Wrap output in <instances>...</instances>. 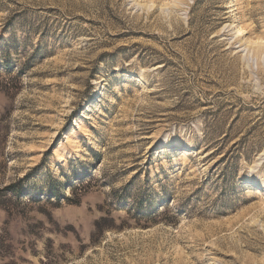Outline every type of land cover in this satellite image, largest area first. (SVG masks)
<instances>
[{
	"label": "rangeland",
	"instance_id": "1",
	"mask_svg": "<svg viewBox=\"0 0 264 264\" xmlns=\"http://www.w3.org/2000/svg\"><path fill=\"white\" fill-rule=\"evenodd\" d=\"M0 85V264H264V0H0Z\"/></svg>",
	"mask_w": 264,
	"mask_h": 264
},
{
	"label": "trees",
	"instance_id": "2",
	"mask_svg": "<svg viewBox=\"0 0 264 264\" xmlns=\"http://www.w3.org/2000/svg\"><path fill=\"white\" fill-rule=\"evenodd\" d=\"M0 86H1V85H0ZM96 227H97V229H98L99 231L103 230V229L100 228V227H101V220L98 221V222L96 223Z\"/></svg>",
	"mask_w": 264,
	"mask_h": 264
},
{
	"label": "bare ground",
	"instance_id": "3",
	"mask_svg": "<svg viewBox=\"0 0 264 264\" xmlns=\"http://www.w3.org/2000/svg\"><path fill=\"white\" fill-rule=\"evenodd\" d=\"M232 11H233V10H232ZM242 30H244V29H242ZM242 30L240 29L239 32L242 33V32H243ZM261 198H262V200L264 201V195H262Z\"/></svg>",
	"mask_w": 264,
	"mask_h": 264
}]
</instances>
